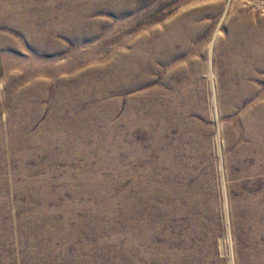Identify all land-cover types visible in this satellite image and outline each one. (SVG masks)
Returning <instances> with one entry per match:
<instances>
[{
	"label": "rangeland",
	"instance_id": "1",
	"mask_svg": "<svg viewBox=\"0 0 264 264\" xmlns=\"http://www.w3.org/2000/svg\"><path fill=\"white\" fill-rule=\"evenodd\" d=\"M27 1L0 0V13L1 5L11 9L0 14V264H249L262 252L264 236L248 238L236 207L260 188L264 175L241 173V162L252 164L238 155L245 140L237 134L229 144L227 136L241 133L240 117L263 98L264 68L249 65L244 80L253 89L228 98L224 82L239 81L240 67L223 59L233 48L224 47L230 33H264V0ZM26 10L24 28L14 20ZM82 11L90 12L86 25L70 30L66 16L81 19ZM42 12L51 18L42 21ZM171 23L182 31L172 44L175 55L164 61L167 49L151 48ZM137 54L142 57L134 66ZM117 74L122 76L111 80ZM71 86L90 88L84 104L95 110L76 106L74 115L60 118L75 120L69 127L78 130L75 143L85 136L80 151L63 150L50 140L56 128L45 127L53 99ZM28 89L34 94L25 100L41 112L14 141L12 132L20 133L22 125L12 118ZM182 91L189 108L180 126L171 124L180 118L176 113L155 111L150 126L126 115L130 100L167 110ZM108 135L113 140L104 148ZM172 156L197 199L188 214L163 224ZM151 166L158 190L152 225ZM172 250L179 252L177 261Z\"/></svg>",
	"mask_w": 264,
	"mask_h": 264
},
{
	"label": "bare ground",
	"instance_id": "2",
	"mask_svg": "<svg viewBox=\"0 0 264 264\" xmlns=\"http://www.w3.org/2000/svg\"><path fill=\"white\" fill-rule=\"evenodd\" d=\"M112 3H113V1H112ZM100 6H102V5L100 4ZM48 7H50V6H48ZM9 9L10 8H7L6 6L1 5V13H5ZM83 9H87V8H83ZM123 9H124V7H123ZM28 10H26V12L24 11L25 13H24L23 16L20 14V17L17 20H14V22H18V23L20 22L24 26V28L28 27L29 24H26L27 20L30 19V15L28 14ZM88 13H90V12L84 11L81 14V16H80L81 19H77L73 15H70V13H69V15L66 16V20L69 18V21H67V22H68V25H69L68 27L70 28V30L78 31L77 29L84 27V25H86L87 21L85 19H83V18L85 16H87ZM43 15H45V16L43 17ZM50 15H51V10H50ZM50 15H46L44 12H42L41 13L42 21L46 17H50L51 18ZM37 19L38 18H35V19L31 20L32 21V26H35V24L38 23ZM20 23H19V25H20ZM174 23L168 24V26L166 27L165 33L161 37L160 41L156 42L154 44V46L151 48L152 50H153V48L157 49L158 47L166 48L167 49V53L165 54V56L163 58L164 61H167L168 59H170L171 57H173L175 55V51L173 50L172 44H173V42L175 40H177L179 38V32L182 31L181 27L176 25V24H174ZM7 24H8V22H7ZM40 25H41V23H40ZM59 28H61V26ZM27 31H25V32H27ZM29 31H30V29H29ZM72 31H70V32H72ZM246 31H244L241 28V29H239L236 32L234 31V32L230 33L229 34L230 37H229L227 43L224 46L226 48L232 46L233 48H228V50L231 52L229 54L230 56L228 58L225 57V59H223V62L225 63V62L228 61V62H231L232 64H234L235 68L240 67L239 73H238V75H239L238 76V80L239 81H235L233 79V80H230V81L228 80L227 82H224L225 86H226V89H227V91H225L224 93L226 94L225 96L228 97V98H237V97L241 96L242 93L245 91V89H247L248 87L250 89H253L252 88L253 86H248L247 87V85H248L247 81L248 80H244L246 76L251 75V73H250L251 70L248 67L249 65H252L254 67L264 68V33L257 36L255 34L251 33L252 31L250 32L251 34L246 32ZM81 32H80V34H81ZM78 33H77V35H78ZM27 34H28V32H27ZM51 34H53V33H51ZM84 34H85V32H84ZM30 40H32V39H30ZM152 50H151V57L153 59V57L155 56V53L154 52L152 53ZM33 54H35V53H33ZM133 57H134V61H135L134 66H138L140 64L139 59L141 60L142 55H138L137 54L136 56H133ZM152 61H154V60H152ZM132 66H133V63H132ZM134 66H133V68H134ZM152 66H153V64H151L150 68H152ZM59 68H61V67H59ZM44 69L45 68H43V70ZM230 69H232V68H230ZM134 70H135V68H134ZM229 73H228V75H229ZM121 76H122V74L121 75L117 74L115 76H111V78L113 77L111 80L116 79V78L121 77ZM109 79L110 78L107 76L105 78V82L103 84V88L106 89V91L110 88V84H108L109 83V81H108ZM236 80H237V78H236ZM66 89L62 93L58 94L57 97H55V99H53V101H52V108H53L52 111H53V113H51L52 114V118L49 120V122L45 123V127H51L53 131L56 128V130L54 131V134H53L54 136L51 137L50 140L53 141V142H58L62 146L63 150H68L67 148L70 149L71 147H74L76 150L80 151L81 149H83L84 145L82 144V141L84 140L85 136H83V139L81 140V143L80 142L79 143L78 142L75 143L74 135L77 134L76 131H78V130H70L69 129V127L70 128L73 127L75 120L71 121V122H67V123H62V120L60 118L62 116H65V114H69L70 116L74 115V113L76 112L75 111V107L76 106H84L85 105L84 106L86 108L85 113L88 112L89 114L90 113H94L95 110H94V108L91 105H89V103L88 104H84L86 101H89V98H88L87 94H89L90 88H87L88 90H86V88H83V90H80V89L76 88V86H71V87H69L68 90H66ZM114 89H116V88H114ZM253 92H254V90H253ZM23 93L25 95L24 94H22L20 96L18 95L19 96V100L17 102L18 103V110H17V113H15L13 115V118H12L13 121L15 122L16 126H17V124H21L22 125L18 129L20 131V133L19 132L18 133L17 132L14 133V130H13V132H12V137L13 138L12 139L13 140L15 139L14 141L18 140V136L20 134L25 135V134H23V133H25V129L31 127L34 124V121L36 120V117H37L39 111L41 112L40 108L33 106V104L31 105L24 98V97H26V94H28V93H29V95L30 94H34L33 90L32 89H30V90L28 89V90H25ZM99 93H100V91H98V94ZM247 94H249V93H247ZM262 97L263 98H261V99L259 98L257 101H255V104L253 105V107H251V110L249 111L248 114L240 117L241 120H240L239 124H241V126L244 127L242 129L241 133H239L238 130H237V132L231 133V135L229 134L227 136V143H229V144H233L234 143V140L236 139L235 137H236L237 134H239L245 140V143L244 144L241 143L242 145L238 146L237 149H238V155L240 156L241 160H242V158L251 160L252 164L249 165V167L247 165H245L243 162H241V165H242V167H241L242 168L241 169L242 172L241 173L244 172L245 174H248V175H251V174L252 175H256V174L264 175V92H263ZM186 100H187V92H183L182 91L180 93H175V95L171 99V104L169 105V108H167V110L166 109H162L161 107H159L158 105L156 106L155 104H154L155 105L154 106L153 103H151V106L147 105L146 103L148 101H146V100H141V101L138 100V103L136 102L137 100L136 101L130 100L128 109L127 110L125 109L127 111L126 115H132L133 114V115L136 116V119L140 123L143 122L146 125L150 126L151 123H152V120H153L152 118L154 116L153 113H155V111H156V114H158L160 112H167V115H171V116L177 114L178 116H180V118H177L176 120L173 119V121H171V124L173 126H180L181 125V123H180L181 122V117H182V114L184 112V109L185 108H189V107H187L188 104H186ZM184 104H186V105L184 106ZM106 110H108V109H106ZM100 118H102V117H100ZM103 119H99V120L101 121ZM105 119H107V116H105ZM23 120H25L26 122L23 123ZM92 122H94V121L92 120ZM92 122H90V124H92ZM94 124H95V122H94ZM108 128L112 129L113 127L111 126V127H108ZM65 130L70 132L69 133L70 137H72V136L73 137L69 138V139H66V138L64 139L63 137H61V135L63 134L62 132H64ZM111 135H108L107 138L105 139V141L103 142V147L104 148H107V147L110 146V144H111V142L113 140ZM238 139H239V137H238ZM23 140L27 141V139H25V138ZM43 140L49 141V139H46V138H44ZM120 142H121V139L118 138V141L116 143L118 144ZM44 144H45V142H44ZM135 144L137 145V143H134V145ZM151 146H152V144H151ZM237 160H238V158H237ZM171 163H172L171 164L172 165V170H171L170 173H168L166 175V178H165V180H166L165 182L167 183L166 184L167 185L166 186L167 200H166V204L165 205H166V209H167L168 215H167V217L165 219L163 218L164 219L163 222H162L163 224H165V223L169 224L171 219L174 216H178V215H181V214H183V215L188 214V211L191 208H193L192 204L195 203V199H197L195 196L192 195V193H190V192L188 193V191H187L188 190L187 189V183H186L187 174H186V172L180 171L182 169V167L180 169L179 162L176 161L174 156H172ZM180 164H181V162H180ZM261 182H262L263 185L261 184ZM261 182L258 181V185H260V188L257 189V191L255 190V192H253L251 194H246L245 198L243 200H241L239 202V204L237 205V207H236V211H237L238 214H244V216H242L244 219L241 220L239 226L245 227V229H246L245 234L248 236L249 239H252V238L258 237V236H264V181H261ZM157 193H158V190L156 191V189H155V187L153 185V167L151 166V225L153 224V221H154V218H155V215H156L155 208H153V207H154V204H155V196L157 195ZM248 228L250 230V233L248 232ZM152 229L153 228H151V246L154 244L153 243V232H152ZM153 250L154 249L151 248V255L152 254L158 255ZM261 251L262 252L260 254L257 253L258 254L257 256H254V257L252 256V259L249 260L250 262L248 261L249 264H264V244H263V242H262V246H261ZM170 257L172 258V260H176L177 261L178 260L177 258L179 257V252H177L176 250H172L171 254H170ZM246 261L247 260H245V259L243 260V262H245L247 264Z\"/></svg>",
	"mask_w": 264,
	"mask_h": 264
}]
</instances>
